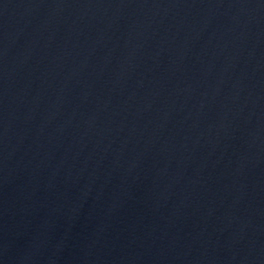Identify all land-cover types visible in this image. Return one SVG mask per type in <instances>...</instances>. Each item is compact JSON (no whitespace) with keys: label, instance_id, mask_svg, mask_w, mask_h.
Listing matches in <instances>:
<instances>
[{"label":"water","instance_id":"water-1","mask_svg":"<svg viewBox=\"0 0 264 264\" xmlns=\"http://www.w3.org/2000/svg\"><path fill=\"white\" fill-rule=\"evenodd\" d=\"M0 264H264V0H0Z\"/></svg>","mask_w":264,"mask_h":264}]
</instances>
